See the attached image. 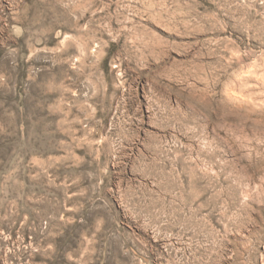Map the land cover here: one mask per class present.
<instances>
[{"label": "rangeland", "instance_id": "obj_1", "mask_svg": "<svg viewBox=\"0 0 264 264\" xmlns=\"http://www.w3.org/2000/svg\"><path fill=\"white\" fill-rule=\"evenodd\" d=\"M0 264H264V0H0Z\"/></svg>", "mask_w": 264, "mask_h": 264}]
</instances>
